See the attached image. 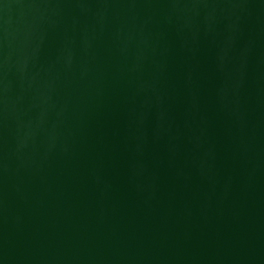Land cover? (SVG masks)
Listing matches in <instances>:
<instances>
[{
  "label": "water",
  "instance_id": "water-1",
  "mask_svg": "<svg viewBox=\"0 0 264 264\" xmlns=\"http://www.w3.org/2000/svg\"><path fill=\"white\" fill-rule=\"evenodd\" d=\"M0 264H264V0H0Z\"/></svg>",
  "mask_w": 264,
  "mask_h": 264
}]
</instances>
